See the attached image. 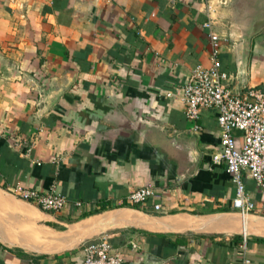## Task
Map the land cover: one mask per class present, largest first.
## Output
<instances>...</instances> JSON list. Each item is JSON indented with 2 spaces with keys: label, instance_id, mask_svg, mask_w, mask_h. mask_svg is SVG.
<instances>
[{
  "label": "crops",
  "instance_id": "crops-1",
  "mask_svg": "<svg viewBox=\"0 0 264 264\" xmlns=\"http://www.w3.org/2000/svg\"><path fill=\"white\" fill-rule=\"evenodd\" d=\"M222 1L0 0V264H82L102 234L125 264H239L245 235L264 264V193L245 177L256 208L234 207L216 112L194 122L182 100L211 18L233 86L264 84V0ZM18 183L69 203L44 210Z\"/></svg>",
  "mask_w": 264,
  "mask_h": 264
},
{
  "label": "built area",
  "instance_id": "built-area-1",
  "mask_svg": "<svg viewBox=\"0 0 264 264\" xmlns=\"http://www.w3.org/2000/svg\"><path fill=\"white\" fill-rule=\"evenodd\" d=\"M227 4V0L222 1ZM211 18L205 23L212 40L210 52L211 64L198 65L186 78L182 91V100L185 104L187 117L197 122L203 112L212 109L216 112L220 127L221 142L211 153L214 165H225L227 172L236 185L234 207L243 215H248L256 208V204L247 190L245 177L252 179L264 193V84L235 88L233 77L222 69L221 53L224 39L214 29ZM162 96L163 93H156ZM172 97L171 92L165 94ZM200 126L195 124L194 129ZM242 133L241 145L235 135ZM30 144V143H29ZM27 152H32L28 148ZM12 193L22 199L32 202L44 210L61 211L69 203L68 198L55 191L40 192L36 189L24 187L18 183ZM157 195L151 185L133 190L128 203H145ZM77 202L76 206H81ZM162 204H155V209L161 210ZM245 241L240 246L239 264H252ZM132 248L137 246L132 244ZM126 257L111 242L109 234H102L98 238L86 243L82 264H125Z\"/></svg>",
  "mask_w": 264,
  "mask_h": 264
},
{
  "label": "bare ground",
  "instance_id": "bare-ground-1",
  "mask_svg": "<svg viewBox=\"0 0 264 264\" xmlns=\"http://www.w3.org/2000/svg\"><path fill=\"white\" fill-rule=\"evenodd\" d=\"M244 228H245V230H248V224L246 225V226H244ZM45 236H48L47 234L45 235ZM76 235H74V237H75ZM85 236V235H84ZM64 249V248H63Z\"/></svg>",
  "mask_w": 264,
  "mask_h": 264
},
{
  "label": "rangeland",
  "instance_id": "rangeland-1",
  "mask_svg": "<svg viewBox=\"0 0 264 264\" xmlns=\"http://www.w3.org/2000/svg\"><path fill=\"white\" fill-rule=\"evenodd\" d=\"M85 241H86V240H85ZM85 241H83L82 243H80V245L83 244V243H85ZM80 245H79V246H80Z\"/></svg>",
  "mask_w": 264,
  "mask_h": 264
},
{
  "label": "water",
  "instance_id": "water-1",
  "mask_svg": "<svg viewBox=\"0 0 264 264\" xmlns=\"http://www.w3.org/2000/svg\"><path fill=\"white\" fill-rule=\"evenodd\" d=\"M49 106H47L46 108H48Z\"/></svg>",
  "mask_w": 264,
  "mask_h": 264
},
{
  "label": "trees",
  "instance_id": "trees-1",
  "mask_svg": "<svg viewBox=\"0 0 264 264\" xmlns=\"http://www.w3.org/2000/svg\"><path fill=\"white\" fill-rule=\"evenodd\" d=\"M114 244V243H113Z\"/></svg>",
  "mask_w": 264,
  "mask_h": 264
}]
</instances>
